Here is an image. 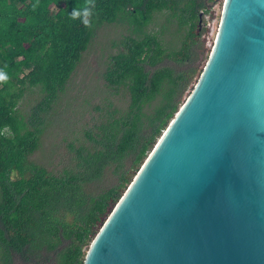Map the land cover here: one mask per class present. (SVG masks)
Wrapping results in <instances>:
<instances>
[{"label": "trees", "instance_id": "16d2710c", "mask_svg": "<svg viewBox=\"0 0 264 264\" xmlns=\"http://www.w3.org/2000/svg\"><path fill=\"white\" fill-rule=\"evenodd\" d=\"M217 0H0V264H84L90 245L191 90L205 53L201 13ZM35 5V6H34ZM90 7V23L72 18ZM169 12L178 48L150 32ZM128 24L104 72L107 87L129 96L110 103L69 145L74 167L56 175L31 161L47 119L106 24ZM166 27V26H165ZM164 27V28H165ZM41 98L24 115L25 91Z\"/></svg>", "mask_w": 264, "mask_h": 264}, {"label": "water", "instance_id": "95a60500", "mask_svg": "<svg viewBox=\"0 0 264 264\" xmlns=\"http://www.w3.org/2000/svg\"><path fill=\"white\" fill-rule=\"evenodd\" d=\"M84 264H264V0H226L202 76Z\"/></svg>", "mask_w": 264, "mask_h": 264}, {"label": "rangeland", "instance_id": "374dc122", "mask_svg": "<svg viewBox=\"0 0 264 264\" xmlns=\"http://www.w3.org/2000/svg\"><path fill=\"white\" fill-rule=\"evenodd\" d=\"M224 4L226 0H217L201 13L202 27L205 30L202 36L205 53L186 101L195 89L214 49ZM170 16L169 12L158 14L149 31L159 33L166 46L178 48L181 34L176 31V22H169ZM207 22L210 28H205ZM97 33V38L85 53L66 90L59 96L49 114L39 149L30 157L31 161L56 175L74 167V153L70 151L69 145L73 143L78 147L88 144L84 132L96 125L104 114V111L97 110L98 107L106 108L112 103L114 107L122 109L128 105L127 94L122 91L114 92L107 87L104 72L110 57L119 51L116 44L125 36L132 35L133 30L128 24L115 23L106 24ZM40 98L41 93L37 88L28 89L18 109L27 115ZM48 258V254H45L33 264H54Z\"/></svg>", "mask_w": 264, "mask_h": 264}, {"label": "clouds", "instance_id": "9594fccd", "mask_svg": "<svg viewBox=\"0 0 264 264\" xmlns=\"http://www.w3.org/2000/svg\"><path fill=\"white\" fill-rule=\"evenodd\" d=\"M71 15L73 19L81 17L83 19V23L88 25L90 23L88 17L92 15V9L90 7H85L84 9H74ZM7 79V74L0 70V81H5Z\"/></svg>", "mask_w": 264, "mask_h": 264}, {"label": "built area", "instance_id": "2783aa9c", "mask_svg": "<svg viewBox=\"0 0 264 264\" xmlns=\"http://www.w3.org/2000/svg\"><path fill=\"white\" fill-rule=\"evenodd\" d=\"M204 12H205V11H204ZM204 12H203V13H204ZM203 13H202V14H203ZM205 16H207V15H205ZM208 17H209V16H208ZM207 20H208V19H207ZM202 23H203V22H202ZM205 28H210V24H209V22L206 23Z\"/></svg>", "mask_w": 264, "mask_h": 264}]
</instances>
